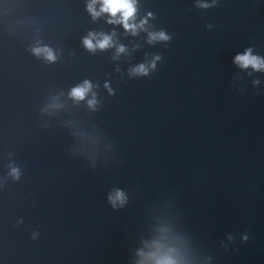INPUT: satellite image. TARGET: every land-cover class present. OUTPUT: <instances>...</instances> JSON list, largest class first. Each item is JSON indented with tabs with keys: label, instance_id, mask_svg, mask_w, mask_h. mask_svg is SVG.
Listing matches in <instances>:
<instances>
[{
	"label": "water",
	"instance_id": "1",
	"mask_svg": "<svg viewBox=\"0 0 264 264\" xmlns=\"http://www.w3.org/2000/svg\"><path fill=\"white\" fill-rule=\"evenodd\" d=\"M90 4L0 0V264H264V0Z\"/></svg>",
	"mask_w": 264,
	"mask_h": 264
},
{
	"label": "clouds",
	"instance_id": "2",
	"mask_svg": "<svg viewBox=\"0 0 264 264\" xmlns=\"http://www.w3.org/2000/svg\"><path fill=\"white\" fill-rule=\"evenodd\" d=\"M96 2L97 0H93V4ZM100 3L102 5L100 8L101 13H108L111 17H116L117 13H120V19L117 22L123 24L126 30L133 28V25H131L129 21L134 17V13L136 11L134 0H100ZM93 4L88 5V11L93 15V18H95L97 15H99V13L94 11ZM108 22L113 23L112 20H109ZM94 39L95 37L92 34H89V36L83 40L84 47L89 51H93L96 48L106 49L111 46V38L109 36H104L102 39L97 40L95 44L93 43ZM152 39L167 40L168 37L163 32H160L153 36ZM34 51L36 54L44 51L47 54L46 58L49 61L54 60V56L47 49H35ZM122 51L123 48L118 49V52ZM236 62L242 67L252 66L254 69L264 67V65H261L257 57L250 56L248 53H245L242 56H237ZM135 71L140 74H146V69L143 65H140ZM88 88L89 85L87 82H85L83 87L74 88L71 92V95L77 100H82L85 96V93L88 91ZM120 198V194L117 193L116 199L119 200ZM245 239H247V237H245Z\"/></svg>",
	"mask_w": 264,
	"mask_h": 264
}]
</instances>
